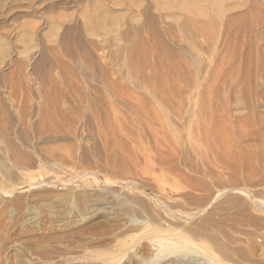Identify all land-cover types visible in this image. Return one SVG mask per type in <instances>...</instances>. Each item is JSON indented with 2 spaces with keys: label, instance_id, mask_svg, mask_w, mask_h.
I'll return each instance as SVG.
<instances>
[{
  "label": "rangeland",
  "instance_id": "obj_1",
  "mask_svg": "<svg viewBox=\"0 0 264 264\" xmlns=\"http://www.w3.org/2000/svg\"><path fill=\"white\" fill-rule=\"evenodd\" d=\"M146 1L148 3H153V12L156 16H159V14L161 16L164 15L163 24H161V26L167 28L169 25L172 29L176 28V32L173 30L172 33L165 36L167 38L166 41L170 43V45H167L170 47L167 48L168 46H163L162 48L157 43L155 44L149 32L145 31L142 37L146 38V41L150 37L147 41L146 48L144 47L145 50L148 49L146 50V52H148L146 55L144 54L145 52H143L141 57L146 59L149 58L147 62L150 65L149 67H152L149 68L148 64L143 61L146 59H141L140 57L141 62L139 63V59L137 58L138 60L136 59L137 61H134V64L133 62L131 63L134 65H131L133 68L129 69L131 66L127 65V63H130L128 62L127 55L129 52L131 53V51L130 49L127 50V42L121 40L120 32L127 30L129 27L137 28L141 26L143 17L135 16L139 15L138 9L141 4L138 5V2L144 5ZM248 1L250 0L225 1L227 6H233L236 10L232 7L233 11L228 12L230 10L227 7L224 8V11L225 13L228 12V15L223 14L215 16V14H213V16L216 17V19L213 17V19L216 20L215 26L211 28L208 27L209 31L212 30L210 34L207 30L208 32L204 37L206 39V37L209 36V38L206 40L203 37L197 38L199 40L197 41L199 46L198 49H201V51L192 49L191 45H189L190 42L184 39L178 27L184 13L179 12L180 9L177 7V10L175 8L170 11L161 10L162 8H159L158 4L155 3L157 0L4 1L5 3L7 2V6L4 4L5 9H7V7L8 9L13 7L15 10L9 15L0 18V49L3 48V51L0 50L1 61H4L5 56H7L9 52L16 51L17 59L20 58L18 59L20 62L22 61V63H24L23 61H25V64H27L26 62L30 60H28L27 56H32L31 50L36 42V37L34 35H37V33L35 34V32H38L43 45L47 44V46L49 45L48 47H51L57 44V38L60 33L63 32L62 27L78 24L80 27L79 32L84 41H94L97 42V44L99 43V47H102L100 55H105L103 60L105 62H103V64L106 65L108 63L106 66L112 73L113 81L116 86H118L116 89H120L119 87L123 89L122 91L118 90L120 92L115 90L116 93L112 90V93L107 87L103 88L105 87L102 86L104 83L99 79H102V76L101 74H97V72L100 73L99 69H87L85 67L86 64L83 66L85 60H83L81 53L75 49V51L73 50L75 54L73 52L68 56L66 54L64 55L63 52L59 54V58L61 59V56H63L62 60L64 58L65 61H63L66 65L69 64L67 68L61 67L59 70L57 68L56 70L51 69L45 74L43 73L45 70H41L38 71V75L36 74L38 77L35 75H33V77L30 75L28 76L33 79L32 82L30 81L31 84H34L32 94H39L40 85L38 83H40L43 74V79H48L47 76L51 75L49 77L55 78L58 82L68 80L71 82L73 78L71 79L70 77L69 79V76L74 72V77L75 74H78V76L80 75V77L76 76L79 79H73L74 82L78 80V82H76L79 83V81L81 82V80H83V83L86 81V83L89 82L91 84L93 80L92 83L94 84L96 81V85L91 84L92 88L94 89L97 85L98 87L99 85L102 86L96 89L100 91L104 99L107 98V101L113 100L116 107L117 105L119 107V104L121 105V103L125 102L126 98L128 102L126 101L125 103H128L126 104L128 109L124 106L125 103L122 104L123 106L121 105V107H119L120 109L117 108L119 114H122V117L124 114L128 115V112L131 110L133 112L138 111L140 108H136L134 111L133 108L135 107L132 105L139 102L140 99L142 101L147 98L144 102L149 100V102H147L149 108L146 102L144 104L142 101L143 105L141 109L142 107L143 109L134 113L137 118L135 115L133 116V112L130 113L132 114V118L134 117L136 120H139V117L140 119H147L149 118L148 116L152 118H149L150 121L149 119L147 121L145 120V123L143 119L140 121V123L143 122L142 124H144V126L142 125L144 133L142 129L140 133L145 135L141 136V134H139L140 130H136L135 133H138V135L142 137L141 139L137 134L139 139L136 136L134 139L128 141L126 138V140L123 139V143L126 147V155L127 153L130 154H128L127 157L125 156V160H117L114 164L107 165L104 160H101L93 154L92 149L96 140L93 138V134L85 123L86 117H83L81 121H77L78 124H76L77 127L74 133L66 135L67 137L60 133H55L53 135L56 142L53 146L51 144L49 145L54 148L50 156L58 158L57 161H55L56 164L51 162L46 164L44 157L42 159L37 158L34 164L27 166V170L25 169L22 172L17 171L11 178H5L0 174V264H264V0L262 1L263 4L260 2L258 4L259 6L256 5L258 6L257 10L253 13H249L250 16L248 14L245 15V17L248 15V18L246 17L247 24V22L244 21L245 17L242 16L244 18H242V21L241 17H236V15L247 11V4H249V6L252 4V1ZM56 2L57 5L54 4ZM244 3H246L247 9L244 8ZM52 4L54 6H52ZM59 6L63 7L59 8ZM238 6L240 7L239 10L237 9L239 8ZM54 7L57 8L55 9ZM96 7L99 10L102 7V9L106 7L108 12L104 9L105 12H111L112 16H115V19L111 18V22L109 20L106 28L103 30L94 29V32H92L93 35L87 33V30L91 29L92 22L99 13ZM242 7L244 9H242ZM49 8H53V10ZM93 9L98 13L93 11ZM91 10L93 11L92 16H90L92 13H90ZM203 10H205L204 6ZM94 12H96L95 16ZM251 14L252 16L254 14L256 15L253 16V19L248 21L249 17L252 18ZM178 16L181 19H179ZM190 16L193 17V15L189 14L188 17ZM223 16L225 18L222 20ZM92 17L95 19H92ZM177 17L180 21H177ZM230 17L236 19L234 22L235 25H238V23L242 21L241 24L239 23L240 29L237 28L239 25L236 27L233 26L237 28V30L233 29V35L235 34L234 37L238 36V38H234L237 40L235 42L238 44L235 45L237 47H235L236 50L239 49V46L240 51L242 49L244 50H242V53L238 50L235 51L238 53V56L241 54L240 61L238 60V56V59H234L235 61L232 59L233 62L229 64V67H225L231 72L227 73L226 69H224L222 73L225 72V74L221 75L224 78L220 79V90H222L221 93L223 97L220 103L216 101L215 104L221 106L227 104L230 106L231 110L225 113L220 107L212 113L207 107L210 102L208 97L209 94H206V92L204 94V91H206V89L208 90L209 86L211 87L214 82L211 80L209 81V77L205 78V81L204 77H206V73L209 70V76L215 78L213 75H210L215 70L217 61L216 58H214L216 60L213 61L212 55H214V57L219 55L218 52L220 50L219 48H221L219 45H221L222 42L223 24L227 22ZM237 19L241 21L236 23V21H238ZM200 20L205 21L206 18L201 17ZM221 21L224 22L222 23ZM112 22L113 24H111ZM241 25L245 27V30H243ZM111 26H113V28ZM122 27H124V29ZM238 30L242 31L239 32ZM220 31L221 34H219ZM212 32L216 36H213L215 39L210 38L212 37ZM216 34L218 35V40L216 39ZM98 35L100 37L99 39ZM208 39H211L212 43H209L211 41ZM207 40L208 42H206ZM240 40L241 45H239ZM53 42L54 45H51ZM243 42L245 45L243 44L244 46L242 47ZM215 43L218 44L217 46L219 47L216 48ZM199 44L202 45V48ZM189 46L191 48H189ZM257 46L261 50H259ZM247 48L251 51L253 49L257 52L259 51V56L257 52L254 53V50L252 52L250 51V53L254 55L252 56ZM36 49L35 47V50ZM124 49H126L124 52H126L127 55L126 53L122 54ZM165 49H167V51ZM169 50H171L172 54L168 52ZM195 51L201 52L200 54L198 53L200 55H198V58L194 54ZM164 52H166V54ZM120 54L122 56L124 55V57ZM143 54L145 56L149 55L145 57ZM69 56H74V58L71 59ZM255 56L257 57L256 59L254 58ZM49 57L54 58L53 55ZM69 58L71 60H69ZM247 58L250 61L254 60V63L251 61L252 64H250ZM197 59H201L204 62L198 60L197 63ZM236 59L238 62H236ZM74 60L76 61L75 64H78L75 65L73 63ZM137 62L139 64H136ZM29 63L28 65L30 66L31 64ZM235 63H239L237 66L238 68L235 66ZM186 64L187 66L183 68ZM70 65L74 67L77 72L72 71L73 68L70 69ZM205 65L209 67L207 68ZM211 65L214 70H210V68H212ZM145 67L146 69H143ZM177 67H179V69ZM186 67L188 69H186ZM191 67L193 68L191 69ZM63 68V72L68 73L69 76L66 73H64L65 77L62 75L60 71ZM68 68L70 70L67 72ZM92 69H95L96 73L95 70ZM142 69L144 70L143 74L141 72ZM150 69H155L157 73ZM180 69L182 71L184 70L186 77L188 76L190 78L193 76L194 78L192 77V79H189L188 77H184L186 81H183L184 78H182V76L184 75H182L183 72ZM235 69H237L238 72ZM11 70L12 69H7L6 74L9 72L8 76L11 75ZM31 70L32 66L28 68L27 72ZM91 70L93 72H91ZM52 71L53 74L55 71L56 75H54L56 77L51 73ZM145 71H147L148 74H146L147 72ZM246 71L249 73L247 77L250 78H244L246 75H244V72ZM202 72L206 75L200 78L203 75ZM194 73H196V75H194ZM60 74L62 77H60ZM141 74L142 77H147L150 74L148 76L149 79H147L148 77L144 78L150 83L144 82ZM85 75L87 76L86 78L84 77ZM11 76L13 79H11L12 77H9V79L15 81V79L19 77V74ZM67 76V80H64ZM195 76H197L196 81L199 79L203 80L201 81L203 85L199 82L200 80L198 81L199 84L195 82ZM140 77L142 79L138 80ZM225 77L226 81L223 80ZM9 79L8 82L10 83L8 84L11 85H8L9 90L5 95V100L9 99L14 105H18V109L24 104V100L25 104L27 103L26 106L28 110L31 109L32 105L36 106L34 102L37 98L35 100V96L27 98L23 91L22 93L15 88L16 86L13 88L14 82L9 81ZM47 79H45V81H47ZM247 79L250 80V84ZM190 80H194L193 82H195L196 86L205 87H195V84ZM181 81L184 83H180ZM188 81H190V83ZM157 82L159 84H156ZM83 83L81 82L79 85L85 88V83L84 86L82 85ZM118 83H120V86ZM160 84L163 87L165 86L166 88H164L167 91H164L165 89H162ZM188 84L192 85V87L188 86L190 90L188 87H185V85L187 86ZM61 87L63 91H66L65 86L62 85ZM11 88L13 89L12 91ZM49 89L51 88H48V90ZM171 89L173 92L170 91ZM202 89L205 90L202 91ZM18 91L22 94H19ZM95 91L93 92L95 93ZM154 92H158L159 96L158 93L156 95ZM67 93L70 94L68 95L65 93L66 100L63 99L65 101L62 100L63 103H61V105L64 106L63 108L68 111L69 116H71L75 122L77 120L73 115L75 109L84 113L86 110L90 109L89 112H86L87 115L94 109L91 107L93 105L88 106L86 104V109L84 107H79L77 103L81 98L73 91H67ZM120 93L122 95L125 93L123 95L124 99L121 97L122 95L120 96ZM163 93L168 97L166 98L164 95L161 97ZM23 94L27 99L21 96ZM116 94H118L117 97L120 96L118 99ZM126 94H129L127 97L132 95L128 98L131 103H129L127 97H124ZM133 95L135 96L136 102L133 99ZM155 95L158 96V98ZM180 95H182V101L178 99ZM20 96L23 97L24 100L22 98V101H19L21 98ZM92 96V98H94V94ZM17 97L19 99H17ZM136 97H140V99L137 101ZM119 98L122 99L121 103V99ZM131 99L135 103H133ZM162 99H165L167 103L162 102ZM166 99L170 101H166ZM26 100L28 101L26 102ZM19 102L22 103L20 104ZM71 102H73V105L77 106L78 109L74 108V106H72L73 108L69 107V105H72ZM142 102H139L137 104L138 106H134L140 107L139 105H141ZM37 103L43 104L41 99H38L36 104ZM28 104H30L31 107L28 106ZM129 104L132 105L130 106ZM127 105H129V107ZM95 107V109H97L96 105ZM144 108H148L149 110L147 109L146 111ZM51 109L53 111V108ZM121 109L122 111H120ZM151 110L156 112L157 115H154ZM180 110L181 112L183 111L184 114L183 122L179 120L178 111ZM142 111L146 113L149 111L147 117L142 114ZM140 112L143 116L142 118L141 114L139 115ZM93 113L92 111L91 114ZM131 114L129 116L126 115V117L124 115V117L131 118ZM56 116V121L58 118L61 119L58 114ZM153 118L155 120L157 119L158 122L165 121V123H162L167 124L165 127L169 131H164H167L166 134L168 133L172 137L177 133L179 134V132V135L187 137L193 132L192 135L199 141V150H191L186 146L185 151L179 159H173L168 156L159 157L158 152L155 150L154 138L150 136L152 134H149V132L152 133V131H148L150 128L152 129V127L154 128V126L157 127L159 125V123L156 122L157 120L153 121ZM148 121L149 124H146ZM228 122L229 125H232L230 129L228 127ZM168 123L170 125H168ZM77 129L79 130L78 132ZM173 130L175 132H173ZM177 130L179 132H176ZM70 131L71 130H69V132ZM44 140L45 138L42 136L40 138L41 143L39 141V151L41 154H43L44 149L48 147ZM127 144L131 147L129 148ZM67 145L69 148L65 149L64 147ZM98 145L102 148L99 143ZM84 149H89L90 151L88 159H85L82 155ZM100 150L105 154L103 148ZM0 153L2 154L1 151ZM0 158L3 159H0L2 162L5 160L3 154L2 156L0 155ZM102 158H104L103 155ZM221 158H226L234 169H227L225 165L220 162ZM195 165L198 167L197 170H191V166ZM210 170L212 173H209L211 172ZM18 173L19 175L16 177Z\"/></svg>",
  "mask_w": 264,
  "mask_h": 264
},
{
  "label": "bare ground",
  "instance_id": "obj_2",
  "mask_svg": "<svg viewBox=\"0 0 264 264\" xmlns=\"http://www.w3.org/2000/svg\"><path fill=\"white\" fill-rule=\"evenodd\" d=\"M4 1H6V0H0V18L1 17H5L6 15H9L10 13H12L15 9L12 7H10V9H8V7H7V9H5V5H6V3L8 2V3H10L9 1H7L6 3L4 2ZM16 1H19V0H13V2H16ZM30 1V0H29ZM32 1V0H31ZM35 1V0H34ZM95 1V0H94ZM135 1V0H134ZM150 1V0H149ZM226 0H157V2H155V3H157L158 4V7L159 8H162L161 10H164V11H170V10H174V8L176 9V7L178 8V9H180V11L179 12H181V13H184L183 15H182V20H181V22L179 23V25H178V27H179V29H180V31L182 32V34H183V37H184V39L185 40H187L188 42H190V44L189 45H191V47H192V49L193 50H200L201 51V49H198V42L197 41H199L197 38L198 37H205V34L209 31L208 30V27H213V26H215V21L216 20H214L213 19V14H215V16H220V15H223V14H227L228 15V12H231V11H233V8L236 10V8L235 7H229V6H227L225 3ZM228 1H230V0H227V2ZM252 1V4L249 6V4H247L248 5V9H247V5H246V3H244L245 4V6H244V8H246L247 9V11H245V12H242V13H239V15H236V17H241V20L243 21V17H245V15L246 14H248L249 15V13H253L254 11H256L257 10V7L259 6L258 4L261 2L262 3V1L263 0H250V1H248V2H251ZM12 2V1H11ZM83 2V1H82ZM137 2V1H136ZM147 2V1H146ZM146 2H145V4H146ZM18 3H20V2H18ZM45 3V2H44ZM60 3V2H59ZM58 3V4H59ZM151 3V2H150ZM148 3L147 2V4L145 5H142L143 3H139L138 2V5L139 4H141L140 6H139V9H138V16H135V17H143V23L141 24V26H139V27H137V28H135V27H129V28H127V30H125V31H119L120 32V38H121V40H125L127 43V50H129L130 49V51H131V53L129 52L128 53V55H127V53L126 52H124V51H126V49H124L121 53L122 54H124V53H126V55H127V58H128V62H130V63H127V65H133L134 64V61H137L138 59H139V63L141 62L140 60L143 58V57H141V54L143 53V52H145L144 54L146 55L147 54V52H146V50H148V49H146L145 50V48H146V44L148 43L147 41H148V39L150 38H148L147 39V41H146V38H143L142 37V34L146 31V32H149V34L152 36V38H153V40L155 41V44L157 43L158 45H160V47H162L163 48V46H168L167 44H169L170 45V43H168L166 40H167V38L165 37L167 34L169 35V33H172L173 32V30L175 31V29H172L168 24V26H167V28H165V26H164V28L161 26V24H163L162 22H163V20H164V15L163 16H161L160 14H159V16L157 15L156 16V14H154V12H153V6H152V4L153 3ZM5 4V5H4ZM10 4H12V3H10ZM28 4V3H27ZM34 4H36V3H34ZM54 4H56L57 5V2L56 3H54ZM67 4V3H66ZM135 4V3H134ZM263 4V3H262ZM262 4H261V6H262ZM13 5V4H12ZM17 5V4H16ZM24 5V4H23ZM55 5V6H56ZM63 5V4H62ZM64 5H65V3H64ZM63 5V6H64ZM256 5H258V6H256ZM7 6V5H6ZM25 6V5H24ZM38 6V5H37ZM52 6H54L53 4H52ZM63 6H59V8L61 7H63ZM102 6V5H101ZM136 6V5H135ZM157 6V5H156ZM155 6V7H156ZM203 6H204V9L205 10H203ZM243 6V5H242ZM264 6V5H263ZM30 7V6H29ZM51 7V6H50ZM98 7V6H97ZM96 7V8H97ZM100 7V6H99ZM229 8V10L230 11H226L227 13H225V9L224 8ZM239 7V6H238ZM25 8H26V6H25ZM31 8V7H30ZM29 8V9H30ZM55 8V7H54ZM57 8V7H56ZM55 8V9H56ZM95 8V9H96ZM103 8V7H102ZM102 8H100V10H99V13L96 11V10H94L93 9V11H96L98 14H97V17L95 16L96 15V12H94L95 14H94V16H95V18L94 17H92V19L94 18L95 20L92 22V25H91V29H88L87 30V33H89V34H93L92 32H94V29H98V30H103V29H105L106 28V25L108 24L107 22L110 20V22H111V18H113V19H115V16L113 17L112 16V14H111V12L110 13H106V12H108V10H107V8L106 7H104V9H106L107 11L105 12V10L104 9H102ZM243 7H242V9H244ZM27 9H28V7H27ZM32 9V8H31ZM49 9H51V8H49ZM104 10V11H102V10ZM238 10L240 9V7L239 8H237ZM241 9V10H242ZM261 9H262V7H261ZM261 9H259V10H261ZM51 10H53V8L51 9ZM155 10V9H154ZM177 10V9H176ZM237 10V11H238ZM240 10V11H241ZM86 11V10H85ZM84 11V12H85ZM93 11L91 10L90 11V16H92L93 15ZM100 11H102V12H100ZM163 11V12H164ZM39 12V11H38ZM135 12H136V10H135ZM263 12V11H262ZM260 13V12H259ZM193 15V17L192 16H190V17H188V15ZM217 14V15H216ZM233 14H234V12H233ZM18 15V14H17ZM33 15V14H32ZM88 15V14H87ZM114 15V14H113ZM137 15V14H136ZM167 15V14H166ZM224 15V16H225ZM235 15V14H234ZM248 15L246 16L247 18H248ZM256 14H254L253 16H255ZM264 15V14H263ZM169 16V15H168ZM179 16H181V15H179ZM178 16V17H179ZM222 17V20L226 17ZM243 16V17H242ZM250 16V15H249ZM251 16H252V14H251ZM253 16H252V18L251 17H249V19H248V21L249 20H251V19H253ZM17 17H19V16H17ZM129 17H131V16H129ZM178 17H177V21H180L179 19H181L180 17H179V19H178ZM199 17H200V19H201V17H205L206 18V20L204 21H201L200 19H199ZM231 17H233V16H231ZM230 17V19H228V21H227V19H226V21L227 22H225L223 25V34H222V42H221V45H219L221 48H219L218 50H219V55H217V56H215L214 57V55H212L213 57V61L214 60H216L217 59V61H216V68H215V70L213 69V66H212V68H210V70L211 69H213L214 71L210 74V75H213V77H215V78H211L212 76H209V70H208V72L206 73V74H204V72H202L203 73V75L200 77V78H203V76H205L206 75V77H204V80H205V78H207V77H209L208 79H209V81L211 80V81H213L214 83H213V85L210 87L209 86V88L207 87V85H206V87L208 88V90L206 89V91H204L205 89H202V91H204V94H205V92H206V94H209L208 95V97H209V100H210V102L208 103V109L210 110V112H212V113H214L216 110H218L220 107H221V109H222V111L223 112H225V113H227V112H229L230 110H231V108H230V106L229 105H219V104H215L216 103V101L218 102V103H220V101H221V99H222V97H223V95H222V93H221V91L222 90H220V87H221V81H220V79H222V78H224V77H222L221 75H223V74H225V72L224 73H222L223 71H224V69H226L225 67H229V64L231 63V62H233V61H235L234 59L235 58H237V56H238V53L237 52H235V51H239V52H241L242 53V50H244V49H242L241 51L239 50L240 49V46H239V49H237L236 50V46L235 45H238L237 44V42H235V41H237V40H235L234 38H238V36H236V37H234V35H233V29H236L237 30V28H239L240 29V25H239V21H241V20H239V19H237L238 21H236V23H238V25H239V27H237V28H234L233 26H238L237 24L235 25L234 24V22H235V18H231ZM245 17V20L244 21H246L247 22V18ZM16 18V17H15ZM133 18V17H132ZM215 19H216V17H214ZM221 18V17H220ZM243 18V19H242ZM112 19V20H113ZM129 19V18H128ZM141 19V18H140ZM174 19H176V18H174ZM234 19V20H233ZM255 20V19H254ZM88 21H90V20H88ZM116 21V20H115ZM242 21H241V23H242ZM109 22V23H110ZM222 23L224 22V21H221ZM246 22H244V23H246ZM78 23V22H77ZM85 23H87V22H85ZM221 23V24H222ZM240 23V24H241ZM244 23H243V25H244ZM261 23V22H260ZM42 24V23H41ZM111 24H113V22L111 23ZM177 24V23H176ZM220 24V25H221ZM247 24H248V22H247ZM130 25V24H129ZM243 25H241L242 26V28H243V30H245V25L243 26ZM258 25V24H257ZM262 25H263V23H262ZM86 26V25H85ZM114 26V25H113ZM113 26H111L112 28H113ZM137 26V25H136ZM216 26H217V22H216ZM247 26V25H246ZM252 26V25H251ZM108 27V26H107ZM174 27V26H173ZM254 27V26H253ZM32 28V27H31ZM79 26H78V24H74L73 26H65V27H62V33H60V35L58 36V38H57V44L55 45V46H51V47H48L47 46V44H42L41 43V40H40V36L38 35V32H35V34L37 33V35H34L35 37H36V42H35V46L33 47V49L31 50L32 52V56H27L28 57V60H29V62H26L27 64H25V61H23L24 63H22V61L20 62V60H18V59H20V58H18L17 59V55H16V51H12V52H9V54L7 55V56H5V59H4V61H1L2 59H0V61L2 62H0L1 64H0V151L2 152V154H3V158L5 159L3 162L0 160V174L3 176V177H5V178H11V177H13L15 174H16V172L17 171H23V170H25L26 168H27V166H31L32 164H34V162H35V160L37 159V158H39V159H42L43 157H44V159H45V161H46V164L47 163H49V162H51V163H55V161H57V157H55V158H53V157H51L50 156V154L53 152V150H54V148L52 147L53 146V144L56 142V139L53 137V135L56 133V134H58V133H60V134H63V136H66V135H69V134H71V133H74V131L76 130V127H77V125L76 124H78V122L77 121H81L82 120V118L83 117H86V125H87V127H88V129L90 130V132L93 134L92 136H93V138L96 140V142H95V144H94V146H93V149H92V152H93V154L95 155V156H97L98 158H100L101 160H104V162L107 164V165H109V164H114L115 162H117V160H125V156L127 157V155L129 154V153H127V155H126V150H125V145H124V143H123V139H127V141L128 140H132V139H134V137L136 136L137 138H138V133H135V131L137 130V131H139V134H141V136H143V135H145V134H143L142 135V133H140L141 132V129H142V125L144 126V124H142L143 122H141L140 123V121H142V114L145 116V117H147V114L149 113V111H148V113H146L145 111V113L143 112L142 114H141V112L139 113V115L141 114V118L142 119H140V117L138 118L139 120H136V119H134V117L132 118V114L130 113V112H133L132 110H131V107H130V112H128L129 114L127 115V114H124L125 115V117H126V115L127 116H129L130 114H131V118H125L124 117V115H123V117H122V114L120 115L119 114V112H118V109L117 108H119V107H121V105L122 104H124L127 100H126V98H125V102H123V103H121L122 102V99L121 98H119V99H121L120 100V103H121V105L119 104V107H118V105H117V107L115 106V102L112 100V101H110V100H106L107 98H105L104 99V97H103V95L100 93V91L99 90H97L96 88L98 87V85L95 87V86H93V87H95L94 89L92 88V86H91V84H93L92 82H93V80L91 81V84L89 83V82H87L86 83V81L84 82L85 83V88L84 87H82V86H80L79 85V83H83V80H81V82L79 81V83H77L78 82V80H76L75 82H74V78H78V77H80V75L78 76V74L76 75L75 74V77H74V72H69V73H71V76H69V74L68 73H66V72H63L64 71V68L60 71V72H62V75L64 76V73H66V74H68V76H69V79H70V77H71V79L73 80V82H72V80H71V82H70V80H68V81H63V82H58V81H56V79L55 78H53V77H49V76H51V75H48L47 77H48V79L47 78H45V79H47V81H45V79H43V75L46 73V72H48V71H50L51 69H54V70H56V68L59 70V68H61V67H66L67 68V66H69V64H67L66 65V63L64 62L65 60H64V58H63V60H62V57L63 56H61V59L59 58V54L61 53L62 54V52L64 53V55L66 54L67 56L68 55H70L72 52H73V50L75 51V49L76 50H78L80 53H81V55H82V57H83V60H85V63L84 62H82V63H84V65L83 66H85V64H86V68L88 69V68H95V69H99V71H100V73H98L97 72V74L98 75H100L101 74V76H102V79L101 78H99L100 79V81H103V85L102 86H105V87H103V88H108V90H111L110 92H112V90H114L113 92H115V90H123V89H121V87H119L120 89H116V87H118V86H116V84H115V82L113 81V78H112V73L110 72V70H109V68L106 66V65H104L103 64V62H105V61H103L104 60V57H105V55L104 56H101L100 55V51L102 50V47H99V43L97 44V42H94V41H90V42H86V40L84 41V39L82 38V36H81V34H80V30H79ZM115 28H116V26H115ZM123 29H124V27H122ZM241 28V29H242ZM33 29V28H32ZM31 29V30H32ZM117 29H118V27H117ZM119 29H120V27H119ZM178 29V28H177ZM116 30V29H115ZM121 30V29H120ZM208 30V31H207ZM212 30V29H211ZM210 30V31H211ZM246 30H247V28H246ZM249 30V29H248ZM86 31V30H85ZM210 31H209V34H210ZM214 31V30H213ZM239 32L240 31H242V30H238ZM237 31V32H238ZM34 32V31H33ZM77 32H79V33H77ZM114 32V31H113ZM176 32V31H175ZM86 33V34H87ZM112 33V32H111ZM213 33V32H212ZM211 33V34H212ZM214 33H215V31H214ZM212 34V37H210L211 39H215L213 36H215V34ZM218 33V32H217ZM242 33V32H241ZM10 34V33H9ZM12 34V33H11ZM24 34V33H23ZM76 34V35H75ZM113 34V33H112ZM116 34V33H115ZM118 34V33H117ZM173 34H175V33H173ZM219 34H221V31H220V33ZM237 34V33H236ZM75 35V36H74ZM94 35V34H93ZM144 35V34H143ZM167 35V36H168ZM217 35V34H216ZM239 35V34H238ZM242 35V34H241ZM24 36V35H23ZM92 36V35H91ZM174 36V35H173ZM28 37V36H27ZM40 37V38H39ZM55 37H57V36H55ZM85 37H87V36H85ZM170 37V36H169ZM216 37V36H215ZM241 37V36H240ZM240 37H239V39H240ZM43 38V37H42ZM90 38V37H89ZM100 37H99V35H98V39H99ZM207 38H209V36H207L206 37V39ZM220 38V37H219ZM8 39V38H7ZM88 39V38H87ZM205 39V38H204ZM205 39V40H206ZM211 39L209 40V41H211ZM217 40H218V35H217V38H216ZM238 39V40H239ZM258 39V38H257ZM256 39V40H257ZM23 40H25V39H23ZM50 40V39H49ZM103 40V39H102ZM169 40V39H168ZM202 40V39H201ZM208 40L206 41V42H208ZM217 40H216V42H217ZM29 41V40H28ZM30 41H31V39H30ZM30 41H29V43H30ZM88 41V40H87ZM170 41V40H169ZM186 41V42H187ZM220 41H221V38H220ZM167 42V43H166ZM257 42V41H256ZM255 42V43H256ZM259 42V41H258ZM184 43V42H183ZM209 43H212V41L211 42H209ZM213 43H214V41H213ZM234 43H236V44H234ZM252 43V42H251ZM122 44V43H121ZM151 44V43H150ZM216 44V43H215ZM245 45V43L243 42L242 43V47ZM1 45H2V43H1ZM4 45V44H3ZM7 45V44H6ZM51 45H54V42H53V44H51ZM104 45V44H103ZM174 45V44H173ZM200 46H201V48H202V45L201 44H199ZM213 45V44H212ZM218 44H216V48L217 47H219V46H217ZM239 45H241V40H240V44ZM256 45V44H255ZM254 45V46H255ZM33 46V45H32ZM47 46V47H46ZM108 46V45H107ZM148 46V45H147ZM234 46V47H233ZM3 47V46H2ZM35 47L37 48L36 50H35ZM121 47V46H120ZM145 47V48H144ZM155 47H157V46H155ZM170 46H168L167 48H169ZM190 46H189V48H191ZM208 47H209V45H208ZM215 47V46H214ZM213 47V48H214ZM236 47V48H235ZM241 47V48H242ZM126 48V47H125ZM153 48V47H152ZM158 48V47H157ZM216 48H215V50H216ZM234 48H235V50H234ZM252 48V47H251ZM257 48L259 49V50H261L258 46H257ZM3 49V48H2ZM2 49H0V50H2ZM17 49V48H16ZM159 49V48H158ZM212 49V48H211ZM247 49H249V48H247ZM246 49V50H247ZM255 49H256V47H255ZM10 50V49H9ZM145 50V51H144ZM160 50V49H159ZM162 50V49H161ZM166 51H167V49H165ZM254 50V49H253ZM252 50V51H253ZM3 51V50H2ZM27 51V50H26ZM28 51H30V50H28ZM33 51H35V52H33ZM108 51V50H107ZM150 51V50H149ZM164 51V50H163ZM176 51V50H175ZM185 51V50H184ZM190 51H192V50H190ZM200 51H195V52H197V53H195L194 52V54H195V56L198 58V55L201 53ZM250 49H249V53H250ZM251 51V52H252ZM5 52H7V51H5ZM105 52V51H104ZM111 52V51H110ZM128 52V51H127ZM168 52H170L171 53V50H169ZM178 52V51H177ZM186 52V51H185ZM206 52H207V50H206ZM211 52V51H210ZM212 52H213V50H212ZM216 52H217V50H216ZM245 52V51H244ZM248 52V51H247ZM247 52H246V54H247ZM255 52H257L256 50H254V53ZM259 52V51H258ZM258 52H257V54H258ZM3 53V52H2ZM18 53V52H17ZM74 53V52H73ZM151 53V52H150ZM165 54H166V52H164ZM184 53V52H183ZM192 53V52H191ZM199 53V54H198ZM218 53H216V54H218ZM253 53V54H254ZM4 54V53H3ZM22 54V53H21ZM75 54V53H74ZM104 54V53H103ZM143 54V55H144ZM172 54V53H171ZM181 54V53H180ZM189 54V53H188ZM194 54H193V56H194ZM212 54V53H211ZM251 55H252V53H250ZM249 54V55H250ZM257 54H256V56H257ZM51 55V57H52V55L54 56V58H50L49 56ZM77 55V54H76ZM121 55V54H120ZM144 55V56H145ZM149 55V54H148ZM147 55V56H148ZM152 55V54H151ZM192 55V54H191ZM202 55V54H201ZM233 55V56H232ZM24 56V55H23ZM118 56H119V54H118ZM122 56V55H121ZM147 56H145V57H147ZM192 56V57H193ZM200 56V55H199ZM240 56H241V54H240ZM240 56H238L239 57V61H240ZM244 56V55H243ZM247 56V55H246ZM246 56H245V58H246ZM252 56H254V55H252ZM254 57L255 59L259 56V54H258V56L257 57ZM18 57H19V55H18ZM69 57H71V56H69ZM116 57V56H115ZM122 57H124V55L122 56ZM140 57H141V59H140ZM171 57H173V56H171ZM184 57V56H183ZM4 58V57H3ZM68 58V57H67ZM74 58V56L73 57H71V59H73ZM76 58V57H75ZM138 58V59H137ZM164 58V57H163ZM169 58V57H168ZM194 58V57H193ZM200 58V57H199ZM214 58H216V59H214ZM249 58V57H248ZM248 58H247V60H248ZM250 58L252 59V57L250 56ZM253 58V59H254ZM70 58H69V60H71ZM78 59H80V58H78ZM137 59V60H136ZM143 59H146V58H143ZM148 59L149 58H147L146 60H143V61H145L147 64H148ZM195 59V58H194ZM201 59H202V57H201ZM201 59H197V63H198V60H201ZM232 59H233V61H232ZM237 59H236V62H238L237 61ZM27 60V61H28ZM62 60V61H61ZM76 60H77V58H76ZM127 60V59H126ZM244 60H246V59H244ZM246 60V61H247ZM113 61V60H112ZM116 61V60H115ZM125 61V60H124ZM185 61V60H184ZM195 61H196V59H195ZM202 62H204L203 60H201ZM248 61H250V60H248ZM252 61V60H251ZM250 61V64H252V62L254 61H252L251 62ZM64 62V63H63ZM67 62V61H66ZM75 60L73 61V63L75 64ZM78 62V61H77ZM107 62V61H106ZM127 62V61H126ZM133 62V64H131ZM201 62V63H202ZM212 62V61H211ZM28 63L29 64H31L30 66H32V72L30 71H28L27 72V70H28V68L30 67L29 65H28ZM110 63V62H109ZM138 62L136 63V64H139ZM143 63V62H142ZM141 63V64H142ZM145 63V64H146ZM177 63V62H176ZM248 63V62H247ZM254 63V62H253ZM256 63V62H255ZM76 64H78V63H76ZM75 64V65H76ZM145 64H144V66H145ZM188 64V63H187ZM187 64L186 65H184V67L183 68H185V66H187ZM211 64H213V63H211ZM237 64V65H236ZM238 64L239 63H235V66L237 67L238 66ZM28 65V66H27ZM104 65V66H103ZM143 65V64H142ZM178 65V64H177ZM199 65H200V63H199ZM203 65H204V63H203ZM232 65H233V67H234V64L232 63ZM83 66H81V67H83ZM134 66V65H133ZM136 66V65H135ZM150 65L148 64V67H149ZM154 66V65H153ZM193 66V65H192ZM197 66V65H196ZM202 66V65H201ZM200 66V67H201ZM210 66V67H211ZM215 66V65H214ZM253 66V65H252ZM70 69H72V71H75V68L74 67H72L71 65H70ZM152 67V66H151ZM151 67H149V68H151ZM176 67V66H175ZM180 67H182V66H180ZM189 67V66H188ZM205 67H209V66H206L205 65ZM65 68V69H66ZM80 68V67H79ZM84 68V67H83ZM132 69L133 67L131 66V67H129V69ZM141 68V67H140ZM174 68V67H173ZM178 69H179V67H177ZM182 68V69H183ZM190 68V67H189ZM193 67H191V69H192ZM235 68V67H234ZM238 68V67H237ZM7 69L8 70H10V69H12L11 71H10V74L11 75H16V74H19V77L17 78V79H15V81L14 80H12L14 83H13V88H14V86H16L15 88H17L18 90H20L21 92L23 91L25 94H26V96H27V98H30L31 96H35V98H34V100L37 98V100L38 99H41L42 100V102H43V104L41 105V104H36V102H37V100H35V105L36 106H33L32 105V107H31V105L30 104H28V106H30L31 107V109H29L28 110V108H27V103L25 104V100H24V98H26V96L23 94V95H21V96H24V98L23 97H21L20 98V100L19 101H22L21 99L23 98V107L21 106V108L20 109H18V105L16 106V105H14L9 99L8 100H5V95H6V93H8V90H9V86L8 85H11V84H8V83H10V82H8V79H9V77H12L11 75H9L8 76V73L6 74V71H7ZM69 68L67 69V72H68V70H70ZM77 69V68H76ZM95 69H92V70H95ZM111 69H112V67H111ZM139 69V68H138ZM143 69H146V67L145 68H143ZM141 70V72H142V74H143V71L144 70ZM186 69H188L187 67H186ZM185 69V70H186ZM228 69V68H227ZM226 69V72L228 73L229 71ZM247 69V68H246ZM41 70H45L43 73V75H42V78H41V80H42V82H41V80H40V83H38L39 85H40V92H39V94L37 95V94H32L33 92H32V89L34 88V84L32 83L31 84V82H32V80L33 79H31V78H29L28 76L30 75V76H32L33 77V75H35L36 77H38L37 75V73H39L38 71H41ZM81 70V69H80ZM83 70H85V69H83ZM82 70V71H83ZM90 70V69H89ZM91 70V72H93ZM137 70V69H136ZM149 70V69H148ZM150 70H152V69H150ZM181 70V69H180ZM200 70H201V68H200ZM206 70V69H205ZM230 70V69H229ZM235 70H237V69H235ZM26 71V72H25ZM66 71V70H65ZM81 71V72H82ZM152 71H155V69L154 70H152ZM182 71V70H181ZM181 71H178V72H181ZM216 71V72H215ZM75 72H77V71H75ZM90 72V71H89ZM134 72V71H133ZM132 72V73H133ZM136 72V71H135ZM140 72V73H141ZM145 72H147V71H145ZM156 73H157V71H155ZM183 73H182V75H184V76H182V78H187L186 77V74L184 73V70L182 71ZM187 72V71H186ZM189 72V71H188ZM196 72V71H195ZM201 72V71H200ZM215 72V73H214ZM231 72V71H230ZM229 72V73H230ZM236 72V71H235ZM237 72H238V70H237ZM52 74H53V71L51 72ZM95 73H96V70H95ZM37 74V75H36ZM41 74V73H40ZM39 74V75H40ZM48 74V73H47ZM54 74H55V71H54ZM53 74V75H54ZM65 74V75H66ZM73 74V75H72ZM91 74V73H90ZM97 74H96V76H97ZM142 74H141V77H142ZM145 74V73H144ZM146 74H148V72L146 73ZM190 74V73H189ZM198 74H200V73H198ZM233 74H234V71H233ZM246 74V75H245ZM248 74V75H247ZM56 75V74H55ZM54 75V76H55ZM150 75V74H149ZM148 75V76H149ZM188 75V74H187ZM191 75V74H190ZM194 75H196V73H194ZM201 75V74H200ZM244 78L245 77H247V76H249V73L246 71V72H244ZM46 76V75H45ZM44 76V77H45ZM68 76L64 79V80H67V78H68ZM76 76H78V77H76ZM134 76V75H133ZM147 76V75H146ZM147 76V77H148ZM156 76H158V75H156ZM179 76V75H178ZM180 76H181V74H180ZM199 76V75H198ZM256 76V75H255ZM56 77V76H55ZM59 77V76H58ZM60 77H62L61 76V74H60ZM65 77V76H64ZM63 77V78H64ZM85 78L87 77L86 75L84 76ZM83 77V78H84ZM89 77V76H88ZM138 78V80L139 79H144V78H147V77H142V78ZM151 77V76H150ZM193 77V76H192ZM192 77H190L191 79H192ZM16 78V77H15ZM40 78V77H39ZM49 78H51V79H49ZM62 78V79H63ZM127 78V77H126ZM152 78V77H151ZM150 78V80L152 81V79ZM182 78H180V79H182ZM185 78L183 79V81H186L185 80ZM189 78V77H188ZM189 78V79H190ZM194 78V77H193ZM196 78H197V76H195V82L196 83H198V81L200 80H198V81H196ZM247 78H250V77H247ZM11 79H13V77L11 78ZM11 79H9V81H11ZM79 79V78H78ZM89 80H91L90 78H88ZM88 79H84V80H88ZM94 79V78H93ZM147 79H149V77L147 78ZM157 79V78H156ZM179 79V80H180ZM213 79V80H212ZM227 79H228V77H227ZM60 80V79H59ZM149 80V81H150ZM163 80H164V78H163ZM223 80H225L226 81V77H225V79H223ZM244 80V79H243ZM249 79H247V81H248ZM11 81V82H12ZM31 81V82H30ZM37 81V80H36ZM99 81V80H98ZM99 81V82H100ZM160 81H161V79H160ZM191 81V80H190ZM190 81H188L189 83H190ZM194 80H192L191 82L192 83H194L195 84V82H193ZM201 81H203L202 79L199 81L200 83H202ZM206 81V80H205ZM205 81H204V84H205ZM215 81H217V82H215ZM245 81H246V79H245ZM135 82V81H134ZM143 82V81H142ZM144 82H148V80H146V79H144ZM159 82V81H158ZM156 83V84H159V83ZM162 82V81H161ZM250 82V80L248 81V83ZM84 83L82 84L83 86H84ZM95 83H96V81H95ZM94 83V84H95ZM148 83H150V82H148ZM152 83V82H151ZM180 83H184V82H180ZM191 83V84H192ZM93 84V85H94ZM97 84V83H96ZM95 84V85H96ZM119 84V86H120V83H118ZM145 84H147V83H145ZM153 84H155V83H153ZM162 84V83H161ZM160 84V85H161ZM199 84V83H198ZM250 84V83H249ZM65 86V89H66V91H63V89H62V87L61 86ZM163 85H165V84H163ZM193 85V84H192ZM192 85H190V84H188L187 86L185 85V87H188V86H191L192 87ZM201 85V84H200ZM202 85H203V83H202ZM87 86V87H86ZM102 86H100L99 85V87L98 88H101ZM145 86V85H144ZM195 87H199V88H202V87H205V86H202V87H200V86H196V84L194 85ZM193 86V87H194ZM10 87H12V86H10ZM160 87H162V89L165 87H163L162 85L160 86ZM194 87V88H195ZM224 87V86H223ZM245 87H247V86H245ZM48 88H51V89H49L48 90ZM143 88V87H142ZM155 88V87H154ZM166 88V87H165ZM164 88V89H165ZM189 88V87H188ZM88 89V90H87ZM152 89H153V87H152ZM157 89V88H156ZM168 89V88H167ZM169 89H170V87H169ZM246 89V88H245ZM249 89V88H248ZM13 89L11 88V91H12ZM35 90V89H34ZM33 90V91H34ZM85 90H87V91H85ZM96 90V91H95ZM107 90V89H106ZM138 90H139V88H138ZM189 90H190V88H189ZM201 90V89H200ZM10 91V92H11ZM67 91L68 92H70V91H73V92H75L76 93V95L77 96H79V98H81V100L79 99L78 100V103L77 104H79V107H86V105H93V106H91L92 108H94V109H92V111L95 113H93V114H91L92 113V111H90V114L89 115H87L86 114V112L88 111L89 112V110L90 109H88V110H86V112L84 113V112H80V110H74V117L77 119L76 120V122H75V120L73 119V118H71V116H69V113H68V111H66L63 107V105H61V103H63V101H65L66 100V98H65V96H66V94H68L67 93ZM93 91H95V93L93 92ZM127 91V90H126ZM125 91V92H126ZM143 91H144V89H143ZM164 91H167L166 89L164 90ZM170 91H172V89L170 90ZM202 91H201V93H202ZM207 91H208V93H207ZM245 91V90H244ZM21 92H19L18 91V93L20 94ZM22 92V93H23ZM106 92H108V91H106ZM109 92V93H110ZM112 92V93H113ZM118 92H120V91H118ZM124 92V91H123ZM129 92V91H128ZM173 92V91H172ZM174 92H175V90H174ZM248 92V91H247ZM21 93V94H22ZM66 93V94H65ZM111 93V94H112ZM116 93V92H115ZM122 93V92H121ZM120 93V96L122 95ZM127 93V92H126ZM156 95H157V93L156 92H154ZM162 93V92H161ZM250 93V92H249ZM18 94V95H19ZM70 94V93H69ZM68 94V95H69ZM94 94V98H92L93 95ZM119 94V93H118ZM118 94H116V97H117V95ZM125 94V93H124ZM123 94V95H124ZM144 94V93H143ZM168 94V93H167ZM244 94H247V93H244ZM15 95V94H14ZM36 95H37V97H36ZM75 95V96H76ZM113 95V94H112ZM123 95L121 96L122 98H123ZM129 95V94H128ZM127 94H126V96H124V97H127L128 96ZM146 95V94H145ZM155 95V96H156ZM166 96L165 95V93H163L162 95H161V97L162 96ZM17 96V95H16ZM15 96V97H16ZM72 96V95H71ZM73 96H74V94H73ZM120 96H118V97H120ZM132 96V95H131ZM131 96H129V97H131ZM134 96V95H133ZM154 96V97H155ZM158 96H159V93H158ZM158 96H156L157 98H158ZM248 96V95H247ZM118 97H117V99H118ZM129 97H127V99L129 98ZM155 97V98H156ZM168 96H166V98H167ZM178 97V96H177ZM14 98V97H13ZM12 98V99H13ZM26 98V99H27ZM78 98V97H77ZM76 98V99H77ZM137 98V97H136ZM17 99H19L18 97H17ZM16 99V100H17ZM63 99H65V100H63ZM124 99V98H123ZM134 101H135V96H134ZM140 99V97L139 98H137L136 100L138 101ZM147 98H145L144 100H146ZM160 99V98H159ZM179 99V101H182L183 100V98H182V95H180V97L178 98ZM29 100H31V99H29ZM34 100H32V101H34ZM63 100V101H62ZM129 100V103H131L130 102V99H128ZM144 100H142L143 102H144ZM18 101V100H17ZM16 101V102H17ZM28 100H26V102H27ZM31 101V102H32ZM62 101V102H61ZM68 101V100H67ZM80 101V102H79ZM131 101L133 102V100L131 99ZM141 101V99H140V103L142 102ZM166 101H170L169 99L167 100L166 99ZM128 102V101H127ZM136 102V101H135ZM135 102H133V103H135ZM139 102H136V104H134V105H137ZM143 102H142V104L141 105H139L140 107H136V106H134V105H132V104H129L130 106L132 105L133 107H135V108H133V110L134 109H141V106L143 105ZM146 102V105H147V102H149V100L148 101H145ZM145 102H144V104H145ZM162 102H165V99H162ZM20 104L22 103V102H19ZM165 103H167V102H165ZM17 104V103H16ZM51 106H50V105ZM71 106L69 105V107H72V106H74L73 105V102H71ZM76 104V105H77ZM86 104V105H85ZM126 104H128V103H125V107H126ZM68 105V104H67ZM95 105L97 106V109H95L96 107H95ZM129 105H127L128 107H129ZM66 106V105H65ZM88 106H87V108H88ZM123 106V105H122ZM138 106V105H137ZM148 106V108H149V105H147ZM53 108V111H52V109L51 108ZM144 107H145V105H144ZM55 108V109H54ZM73 108V107H72ZM71 108V109H72ZM74 108H77L78 109V107L77 106H74ZM127 108V107H126ZM148 108H144V110H146L147 111V109ZM86 109V108H85ZM84 109V110H85ZM120 109V108H119ZM128 109V108H127ZM139 109V110H140ZM142 109H143V107H142ZM141 109V110H142ZM152 109V108H151ZM94 110H96V111H94ZM139 110L138 111H135L136 113L137 112H139ZM140 110V111H141ZM149 110V109H148ZM73 111V110H72ZM120 111H122V109L120 110ZM127 111H129V110H127ZM127 111H126V113H127ZM135 112H133V116L135 115V117H136V114H134ZM151 112L152 113H154V115L156 114V112H153L152 110H151ZM179 113H178V115H179V120H181L182 122H183V117H184V114H183V111L181 112V110L180 111H178ZM54 113H55V115H54ZM121 113V112H120ZM152 113H150V114H152ZM59 115V117L62 119V121H61V119H57V121H56V118H57V116L56 115ZM149 114V115H150ZM153 115V114H152ZM157 115V114H156ZM159 115V114H158ZM149 118L151 117V116H148ZM153 117H155V116H153ZM158 117V116H157ZM137 118V117H136ZM149 118H145V119H143V121H144V123H145V120L147 121ZM152 118V117H151ZM156 118V117H155ZM163 119V118H162ZM157 120V119H156ZM154 118H153V121H156ZM161 120V119H160ZM164 120V119H163ZM61 121V122H60ZM149 121H150V119H149ZM149 121H148V123H146V124H149ZM152 122V121H151ZM157 123H159V125L157 126V127H155L154 126V124H153V126H154V128L152 127V129L150 130H148V131H152V133H150L149 132V134H152V135H150L152 138H154V145H155V150L158 152V156L159 157H172L173 159H179L180 158V156L182 155V153L185 151V147L187 146V147H189V149H193V150H195V151H197V150H199V148H198V146H200L199 145V141L197 140V138L196 137H194V135H192L193 134V132H192V134L191 135H189V136H187V137H183V136H181V135H179L180 134V132L177 130L176 132H179V134L177 135V134H175V136H174V133L173 132H175L174 130H173V132H172V135L174 136V137H172L171 135H169L168 133L166 134V132L167 131H169L168 129H166V127H165V125L167 126V124H163V123H165V121L163 122V121H159L158 122V120L156 121ZM161 122V123H160ZM163 122V123H162ZM167 122H168V120H167ZM166 122V123H167ZM79 123H81V122H79ZM156 123V124H157ZM172 123V122H171ZM173 124V123H172ZM95 125V126H94ZM168 125H170L169 123H168ZM226 125V124H225ZM79 127V126H78ZM169 127V126H168ZM228 127H229V129L232 127V125H229V122H228ZM82 128V127H81ZM171 129H173L172 127H170ZM176 128V127H175ZM145 129V128H144ZM69 130H71L70 132H69ZM164 130H167L166 132L164 131ZM176 130V129H175ZM79 130L77 129V132H78ZM142 131H143V129H142ZM76 133V132H75ZM143 133H144V131H143ZM138 136H137V135ZM189 134V133H188ZM42 136H44V138H45V140H44V142H45V144L48 146V147H46L45 149H44V153L43 154H41L40 153V151H39V149H40V147H39V141H40V138L42 137ZM84 136V135H83ZM141 136H139L140 137V139L142 138ZM67 137V136H66ZM145 137V136H144ZM84 138V137H83ZM136 138V139H137ZM43 139V138H42ZM80 139V138H79ZM125 139V140H126ZM139 139V138H138ZM144 139V138H143ZM146 139V138H145ZM153 140V139H152ZM186 140V141H185ZM43 142V141H42ZM65 142V141H64ZM88 142V141H87ZM87 142H86V144H87ZM40 143H41V141H40ZM59 143V142H58ZM98 143L102 146V148H103V150H104V153L105 154H103L102 152H101V150L100 149H102V148H100V146L98 145ZM52 145V146H49V145ZM81 144V143H80ZM83 145V144H82ZM128 145V144H127ZM71 146V145H70ZM88 147V146H87ZM119 147V148H118ZM128 147H129V145H128ZM131 147V146H130ZM129 147V148H130ZM65 149H68L69 148V146L67 145V146H65L64 147ZM84 148H86V147H84ZM90 148V147H89ZM81 149V148H80ZM131 150V149H130ZM133 150V149H132ZM139 151V150H138ZM145 151V150H144ZM89 149H84L83 150V157L86 159H88V157H89ZM127 152H128V150H127ZM147 152V151H146ZM81 153V152H80ZM130 153H131V151H130ZM198 153V152H197ZM2 154L0 153V155L2 156ZM132 154V153H131ZM102 155L104 156V158H102ZM130 155V154H129ZM134 155V154H133ZM144 155H145V153H144ZM91 156V155H90ZM137 156V155H136ZM132 158H134V157H132ZM0 159H2V158H0ZM128 159V158H127ZM126 159V160H127ZM146 159H147V157H146ZM3 160V159H2ZM221 161V163H223L224 165H225V167L227 168V169H234V167L232 166V164L229 162V161H227L226 160V158H221L220 159ZM128 161V160H127ZM118 162H120V161H118ZM129 162V161H128ZM6 163H8V164H6ZM124 163V162H123ZM123 163H121V164H123ZM189 163H192V162H189ZM56 164V163H55ZM118 164V163H117ZM106 165V166H107ZM192 165V164H191ZM99 166V165H98ZM97 166V167H98ZM188 166V165H187ZM128 167H129V165H128ZM192 167V169L191 170H197V168L198 167H196V165L195 166H191ZM109 168V167H108ZM209 168V167H208ZM206 169H207V167H206ZM205 169V170H206ZM27 170V169H26ZM202 171H203V169H202ZM207 171H209V170H207ZM206 171V172H207ZM211 171V170H210ZM25 172V171H24ZM209 173H212V171L211 172H209ZM22 174V173H21ZM19 175V173L16 175V177ZM20 177V176H19Z\"/></svg>",
  "mask_w": 264,
  "mask_h": 264
}]
</instances>
